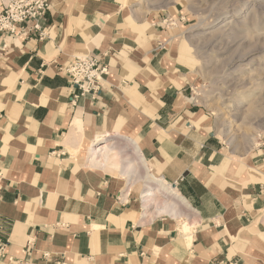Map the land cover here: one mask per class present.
Segmentation results:
<instances>
[{
    "label": "crops",
    "instance_id": "1",
    "mask_svg": "<svg viewBox=\"0 0 264 264\" xmlns=\"http://www.w3.org/2000/svg\"><path fill=\"white\" fill-rule=\"evenodd\" d=\"M140 1L52 0L43 39L0 32V264H264V138L225 145L183 11ZM91 53L110 73L75 99L66 67ZM107 137L119 162L92 165ZM147 172L189 210L148 213Z\"/></svg>",
    "mask_w": 264,
    "mask_h": 264
},
{
    "label": "rangeland",
    "instance_id": "2",
    "mask_svg": "<svg viewBox=\"0 0 264 264\" xmlns=\"http://www.w3.org/2000/svg\"><path fill=\"white\" fill-rule=\"evenodd\" d=\"M139 3L146 9L181 8L184 37L199 74L195 96L214 115L217 131L230 150L253 149L264 138V0ZM108 140L121 141L110 137L101 141ZM116 159L119 162V156ZM158 194L154 202H164L161 211L169 199Z\"/></svg>",
    "mask_w": 264,
    "mask_h": 264
},
{
    "label": "built area",
    "instance_id": "3",
    "mask_svg": "<svg viewBox=\"0 0 264 264\" xmlns=\"http://www.w3.org/2000/svg\"><path fill=\"white\" fill-rule=\"evenodd\" d=\"M51 3L52 0H0V32L21 35L27 30L43 39L46 34L43 24ZM164 23L173 26L177 21L170 17L165 19ZM160 47L163 45L161 44ZM66 72L72 86L78 91L73 95L75 99L84 95L96 98L110 73L101 56L92 53L72 56ZM2 181L0 172V198ZM0 249H4V244L0 245Z\"/></svg>",
    "mask_w": 264,
    "mask_h": 264
},
{
    "label": "bare ground",
    "instance_id": "4",
    "mask_svg": "<svg viewBox=\"0 0 264 264\" xmlns=\"http://www.w3.org/2000/svg\"><path fill=\"white\" fill-rule=\"evenodd\" d=\"M102 144H104V145H102V146L95 145L91 148L90 163L92 165H95L98 162L97 158L99 155L105 157L104 159L102 157V159H103L102 160L101 157L99 156V159L104 161V160H107V157H109V156L110 157H117V156H119V154H121V152L115 151L118 148L117 142L111 141V142H106V143H102ZM135 151L137 153H140L137 146L135 148ZM138 157H141L140 154H138ZM140 159L142 161H140V160H138V161L143 162V163L145 162L143 157H141ZM124 161H126V159ZM102 163H104V162H102ZM101 166H102V164H101ZM128 170H129V167H127L125 172ZM146 179L149 180L151 182V185H152V186H150V188H148L145 191V194H144V208L147 212L150 211L152 208H154V207H152V204H155V202H154V200H156L155 197H158L157 195H160L158 193L166 194L169 197L168 198L169 200L165 201V206H164V209H162V212L170 213V214H172V216L173 215L178 216L180 214L181 215L185 214L184 210H186V209L189 210L190 206L187 203V201L184 199V197L180 194V192L176 188L171 186V184L168 183L165 179L155 177L151 174H148V172H147V178ZM158 212H160V209H158ZM183 230H185V231L189 230V226L187 223L184 225Z\"/></svg>",
    "mask_w": 264,
    "mask_h": 264
}]
</instances>
